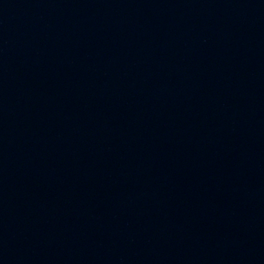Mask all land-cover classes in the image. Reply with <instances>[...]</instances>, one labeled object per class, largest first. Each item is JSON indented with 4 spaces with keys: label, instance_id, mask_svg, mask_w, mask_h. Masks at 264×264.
I'll list each match as a JSON object with an SVG mask.
<instances>
[{
    "label": "water",
    "instance_id": "obj_1",
    "mask_svg": "<svg viewBox=\"0 0 264 264\" xmlns=\"http://www.w3.org/2000/svg\"><path fill=\"white\" fill-rule=\"evenodd\" d=\"M0 264H264V0H0Z\"/></svg>",
    "mask_w": 264,
    "mask_h": 264
}]
</instances>
